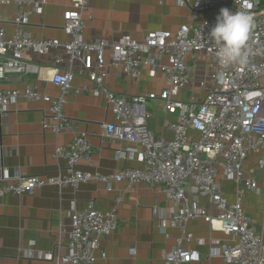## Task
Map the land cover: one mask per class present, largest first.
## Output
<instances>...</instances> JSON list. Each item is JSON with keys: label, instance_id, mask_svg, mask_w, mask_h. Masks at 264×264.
<instances>
[{"label": "built area", "instance_id": "obj_1", "mask_svg": "<svg viewBox=\"0 0 264 264\" xmlns=\"http://www.w3.org/2000/svg\"><path fill=\"white\" fill-rule=\"evenodd\" d=\"M188 6L193 19L207 14L202 22L184 25L176 35L168 31H153L141 40L125 34L113 42L106 39L84 40L83 14L88 0H72L70 9L63 13V30L67 40L36 39L29 31L30 17L41 13L46 0H0V9L13 6L15 17L11 33L0 16V84L9 83L12 75L18 81L24 76L37 75L42 66L30 55L48 57L52 64L51 83L58 88L52 96L41 92L38 86L25 84L22 88H0V117L20 100L43 103L51 122L43 121L44 130L58 135L70 128L66 114L68 98L92 94L106 101L115 123L104 126V138L117 144L130 143L142 150L116 151L118 159H137L140 168H126L116 175L103 176L80 169L82 161L92 165V146L89 135L78 133L69 147H56L55 158L62 161L58 176L48 179L18 175L0 181V199L8 195H33L38 189L54 186L74 192L86 182L105 183L111 191V182L127 181L130 185L142 182L152 188H161L172 204L168 219L171 228L178 230L173 250L165 255L167 264H192L202 261L196 250L186 249L193 233L188 224L195 219L208 223L212 231L223 233L228 240L211 249L209 259L220 257L225 264H264V211L259 227L255 226L244 208V192L261 194L258 174L264 172V0H180ZM222 8L246 12L254 22L246 51L247 64H220L218 45L209 37L210 29ZM110 51V64L106 51ZM203 55L211 61L209 77L199 84L204 97L195 107L175 100L192 84L187 58ZM166 61V62H165ZM123 67L129 79H137L142 68L150 67L151 75L163 74L169 83L160 95L155 93L126 97L112 92L106 86L108 67ZM76 76L86 78L88 84L74 85ZM160 100L166 113L177 114L180 120L170 126L171 140L157 137L149 130L150 117L146 106ZM194 132V136L190 135ZM256 155L254 171L247 173L246 164ZM236 186V200L225 198L222 181ZM190 195L207 197L216 214L200 209L199 201H190ZM122 197L117 201L122 202ZM120 225L117 209L101 212L94 206L70 213L68 256L57 264H96L104 237ZM34 244V242H32ZM104 259L105 254L102 252Z\"/></svg>", "mask_w": 264, "mask_h": 264}, {"label": "crops", "instance_id": "obj_2", "mask_svg": "<svg viewBox=\"0 0 264 264\" xmlns=\"http://www.w3.org/2000/svg\"><path fill=\"white\" fill-rule=\"evenodd\" d=\"M40 1V0H37ZM72 0H46L41 13H35L29 20V31L36 39L48 38L67 40L63 30V13L70 9ZM0 16L8 32L13 30L15 17L13 6L0 9ZM207 14L197 20L188 6L180 0H88L83 14L85 23L84 40L106 39L113 42L128 34L137 40L153 31H168L176 35L184 25L202 22ZM107 65L110 64V51L105 53ZM30 59L43 67L37 75L30 74L18 81L12 75L9 83L0 84V88H22L25 84H34L41 92L56 96L58 88L52 83V64L48 57L30 55ZM166 62V61H165ZM191 68L192 84L175 100L197 107L204 94L199 84L209 77L211 61L203 55L187 58ZM106 86L112 92L134 97L139 94L155 93L160 95L169 83L163 74L151 75L150 67L141 69L137 79H129L123 67L109 66ZM86 78L76 76L74 85L80 86ZM146 110L150 117L148 128L157 137L171 140L170 126L179 122L177 114L166 113L160 100L150 101ZM46 105L38 102L20 100L10 107L9 113L0 117V181L12 179L18 175L48 179L58 176L62 161L55 158L56 147H69L78 133H87L92 146V165L82 161L80 169L103 176L116 175L126 168H140L137 159H118L116 151H127L140 146L130 143L117 144L104 138V126L115 123V118L102 98L92 94L74 95L68 98L66 114L70 128L61 134H54L42 127L45 120L51 122L44 112ZM194 136V132H190ZM256 155H252L246 164L249 175L254 171ZM264 179V172L257 175ZM264 185V180H263ZM259 183V187L263 186ZM225 198L230 203L236 200V186L223 180ZM109 191L101 181H89L80 186L77 192L71 188L59 189L46 186L33 195H8L0 199V264H57L59 258L68 256V236L70 232V213L84 211L94 206L101 212L117 209L120 225L112 234L101 241V250L97 252L96 264H167L165 255L175 246L178 230L170 227L168 219L172 204L167 201L161 188H152L142 182L130 185L127 181L111 182ZM244 208L253 224L261 225L264 211V195L247 193L244 189ZM122 197V202L117 199ZM190 201H199V208L210 214H216L215 208L207 197L190 195ZM193 233V241L185 248L196 250L202 257L200 263L225 264L220 257L209 259L211 249L228 238L221 232L212 231L211 226L202 219L188 224ZM34 242V244H32ZM105 258L101 257V253Z\"/></svg>", "mask_w": 264, "mask_h": 264}, {"label": "clouds", "instance_id": "obj_3", "mask_svg": "<svg viewBox=\"0 0 264 264\" xmlns=\"http://www.w3.org/2000/svg\"><path fill=\"white\" fill-rule=\"evenodd\" d=\"M253 22L249 13L233 12L227 8L220 10L209 37L219 46L216 55L222 66L248 63L246 48Z\"/></svg>", "mask_w": 264, "mask_h": 264}, {"label": "rangeland", "instance_id": "obj_4", "mask_svg": "<svg viewBox=\"0 0 264 264\" xmlns=\"http://www.w3.org/2000/svg\"><path fill=\"white\" fill-rule=\"evenodd\" d=\"M264 178V177H263ZM263 180L264 179H262L261 177H259L258 178V181L260 182V184H262L263 185ZM261 188V190H262V195H264V185L262 186V187H260Z\"/></svg>", "mask_w": 264, "mask_h": 264}]
</instances>
